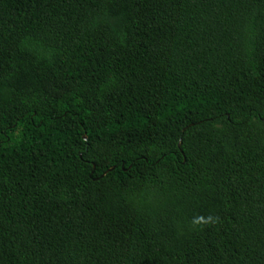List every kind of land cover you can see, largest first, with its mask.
Returning a JSON list of instances; mask_svg holds the SVG:
<instances>
[{"label": "trees", "instance_id": "trees-1", "mask_svg": "<svg viewBox=\"0 0 264 264\" xmlns=\"http://www.w3.org/2000/svg\"><path fill=\"white\" fill-rule=\"evenodd\" d=\"M0 264H264V0H0Z\"/></svg>", "mask_w": 264, "mask_h": 264}, {"label": "clouds", "instance_id": "clouds-1", "mask_svg": "<svg viewBox=\"0 0 264 264\" xmlns=\"http://www.w3.org/2000/svg\"><path fill=\"white\" fill-rule=\"evenodd\" d=\"M218 218L214 217L212 215L208 216H203V215H198L192 220L193 225H210L216 222Z\"/></svg>", "mask_w": 264, "mask_h": 264}, {"label": "water", "instance_id": "water-1", "mask_svg": "<svg viewBox=\"0 0 264 264\" xmlns=\"http://www.w3.org/2000/svg\"><path fill=\"white\" fill-rule=\"evenodd\" d=\"M84 139H85V137H84ZM113 168H111V169H109L108 171H111Z\"/></svg>", "mask_w": 264, "mask_h": 264}]
</instances>
